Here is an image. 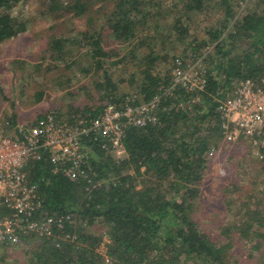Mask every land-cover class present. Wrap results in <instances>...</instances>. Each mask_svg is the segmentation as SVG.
<instances>
[{
  "label": "trees",
  "instance_id": "trees-1",
  "mask_svg": "<svg viewBox=\"0 0 264 264\" xmlns=\"http://www.w3.org/2000/svg\"><path fill=\"white\" fill-rule=\"evenodd\" d=\"M21 1L0 0V44L27 30L26 21L13 12ZM94 2L99 4L94 16L88 15L85 1L50 2V11L87 15L89 25L71 35L54 31L46 42L52 60L62 62L68 73L78 64L85 78L65 93L76 97L82 89L86 102L56 108L57 116L95 117L132 91L147 101L171 85L178 58L200 59L207 84L195 92L175 87L157 123L129 127L123 139L126 156L120 160L97 141H85L91 181L56 172L47 156L29 162V182L39 189L45 209L75 215L76 224L66 230L77 237H62L59 246L44 236L24 237L19 245L28 248L26 264H240L230 260L234 237L252 243L253 250L264 246V189L244 203L237 219L215 217V233L192 215L211 170L212 152L224 138L219 102L245 79L264 88V0ZM244 2L250 6L242 13ZM95 19H102L100 26ZM72 81L69 77L66 83ZM43 95L38 93L37 101ZM245 142L252 148L245 138L235 143ZM97 222L110 239L105 255L99 250L103 235L95 229ZM0 264H7L5 256Z\"/></svg>",
  "mask_w": 264,
  "mask_h": 264
},
{
  "label": "built area",
  "instance_id": "built-area-1",
  "mask_svg": "<svg viewBox=\"0 0 264 264\" xmlns=\"http://www.w3.org/2000/svg\"><path fill=\"white\" fill-rule=\"evenodd\" d=\"M206 84L207 70L200 59L178 60L171 85L147 101L129 94L119 103L109 102L95 117L68 119L49 111L33 125L16 126L14 134L0 129V245H16L24 237L38 235L59 246L60 238L77 237L66 230L76 224L75 215L45 209L39 189L29 182V162L47 156L56 172L91 181L85 141H97L113 155L125 156L123 139L129 127L157 123L159 110L175 87L195 92L204 90ZM217 111L224 140L235 143L245 138L253 146L264 145V88L253 79L240 81L219 102ZM102 253L106 254V248Z\"/></svg>",
  "mask_w": 264,
  "mask_h": 264
},
{
  "label": "rangeland",
  "instance_id": "rangeland-1",
  "mask_svg": "<svg viewBox=\"0 0 264 264\" xmlns=\"http://www.w3.org/2000/svg\"><path fill=\"white\" fill-rule=\"evenodd\" d=\"M66 1L68 0H63ZM81 1L89 5L88 15L94 16L99 4L94 0ZM50 2L51 0H24L18 3L13 12L15 15L20 14L26 21L27 30L18 37L0 44V129L5 133L14 134L16 126L26 125L40 115L67 106L73 101L86 102L87 96L81 88L82 91L80 90L76 97L65 93L67 88H78V85L72 84H80L79 80L85 79L84 76L80 77L81 73L76 69L79 65L72 67L71 73L65 72L64 64L52 60L45 47L49 35L54 31H65L71 35L74 31L89 27L88 16L78 17L73 13L61 15L58 11H50ZM243 6L245 10L242 13H245L250 5L244 2ZM215 16L217 15L213 14V17ZM206 20V16L201 20L202 27L207 24ZM101 21L102 19L96 20V26H100ZM183 47L176 44L179 51ZM210 50L211 48L208 51ZM178 60L174 62L170 75ZM181 60L187 61L189 57ZM161 69H165L163 65ZM166 71L164 70L163 74ZM69 77L73 81L66 83ZM40 92L44 93L43 99L37 101ZM129 94L140 98L135 91ZM195 101H201V97H195ZM260 149L256 144L251 148L247 142L231 143L222 138L213 150L211 170L204 179L192 215L207 231L215 233L219 225V221L215 219L218 217L237 219L239 213L238 216L236 213L244 203L252 200L253 194V199L260 197L259 194L264 189V153ZM125 156L115 157L120 160ZM96 225L95 229L103 235V242L99 247L102 252L107 248L110 239L106 235L107 228L99 222ZM234 238L231 261L238 260L240 264H264V246L261 251L253 250L252 243L246 245L243 240ZM23 245L0 246V256H5L7 264H26L29 258L26 254L28 248Z\"/></svg>",
  "mask_w": 264,
  "mask_h": 264
}]
</instances>
